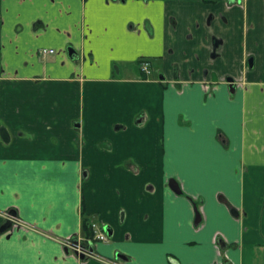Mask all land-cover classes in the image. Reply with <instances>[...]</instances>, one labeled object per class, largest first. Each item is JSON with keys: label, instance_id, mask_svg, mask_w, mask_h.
<instances>
[{"label": "crops", "instance_id": "crops-1", "mask_svg": "<svg viewBox=\"0 0 264 264\" xmlns=\"http://www.w3.org/2000/svg\"><path fill=\"white\" fill-rule=\"evenodd\" d=\"M81 207L115 264H264V0H0V264H105Z\"/></svg>", "mask_w": 264, "mask_h": 264}, {"label": "built area", "instance_id": "built-area-1", "mask_svg": "<svg viewBox=\"0 0 264 264\" xmlns=\"http://www.w3.org/2000/svg\"><path fill=\"white\" fill-rule=\"evenodd\" d=\"M55 50L52 48H43L40 49V54L42 56H45L47 54L54 53ZM140 69L141 71L146 74L150 75L152 72V67L149 62V60L145 59L142 60L140 63ZM5 218H11V216L8 214V211L4 213ZM14 217H12L13 219ZM11 219V220H12ZM91 230L93 232V243H96L98 241L106 242L108 240L107 234L105 233L103 227L101 224L95 221H91L90 223ZM62 244L64 248H66L72 255L80 259V255H84L87 259H99L105 264H115L114 260H109L106 258L98 257L93 250L88 248L85 244L82 242V237L80 236H68L64 239H62Z\"/></svg>", "mask_w": 264, "mask_h": 264}, {"label": "water", "instance_id": "water-1", "mask_svg": "<svg viewBox=\"0 0 264 264\" xmlns=\"http://www.w3.org/2000/svg\"><path fill=\"white\" fill-rule=\"evenodd\" d=\"M234 88V85L231 84L230 85V89L233 90ZM168 184H169V187L176 193V194H181L182 193V190L179 186V184L177 183V181L174 179V178H170L169 181H168ZM194 210H195V224H198L201 220V216H200V213H199V210L197 208L196 205H194ZM8 214L11 216V217H15L16 216V212L14 210H9L8 211ZM11 225V219L8 218L6 219L5 223L1 226L0 230H4L8 227H10ZM65 251L67 252L68 250L65 248ZM118 256H120L118 254ZM81 260H85V257L84 255H80L79 256Z\"/></svg>", "mask_w": 264, "mask_h": 264}, {"label": "trees", "instance_id": "trees-1", "mask_svg": "<svg viewBox=\"0 0 264 264\" xmlns=\"http://www.w3.org/2000/svg\"><path fill=\"white\" fill-rule=\"evenodd\" d=\"M207 1H211V0H207ZM142 60H145L142 59ZM140 60V61H142ZM139 61V62H140ZM142 77H147L148 75L144 74L142 71ZM191 201H193L192 197H189L187 196ZM193 203H195L193 201ZM81 217H82V223H81V229H82V233H83V236H82V242L83 244H85L87 247H90L92 244H93V232L91 230V227H90V219L88 217V215L85 213L83 207H81Z\"/></svg>", "mask_w": 264, "mask_h": 264}, {"label": "flooded vegetation", "instance_id": "flooded-vegetation-1", "mask_svg": "<svg viewBox=\"0 0 264 264\" xmlns=\"http://www.w3.org/2000/svg\"><path fill=\"white\" fill-rule=\"evenodd\" d=\"M249 63L251 64V59L249 60ZM233 84V83H232ZM234 85V84H233ZM6 219H8V218H6ZM10 219H12V217L10 218ZM91 223V222H90ZM104 228V227H103ZM105 231V230H104ZM94 245V243L90 246V247H88V248H90L91 250H93L94 251V249H93V246ZM69 252V251H68ZM85 259H87V258H85Z\"/></svg>", "mask_w": 264, "mask_h": 264}]
</instances>
